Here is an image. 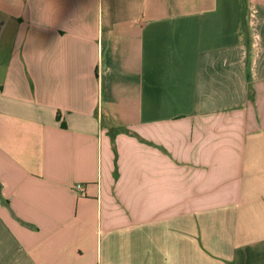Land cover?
<instances>
[{
  "label": "crops",
  "instance_id": "0c3cea01",
  "mask_svg": "<svg viewBox=\"0 0 264 264\" xmlns=\"http://www.w3.org/2000/svg\"><path fill=\"white\" fill-rule=\"evenodd\" d=\"M0 264H264V0H0Z\"/></svg>",
  "mask_w": 264,
  "mask_h": 264
},
{
  "label": "built area",
  "instance_id": "2783aa9c",
  "mask_svg": "<svg viewBox=\"0 0 264 264\" xmlns=\"http://www.w3.org/2000/svg\"><path fill=\"white\" fill-rule=\"evenodd\" d=\"M75 189L78 191V190H83V187H82V185H76L75 186Z\"/></svg>",
  "mask_w": 264,
  "mask_h": 264
}]
</instances>
